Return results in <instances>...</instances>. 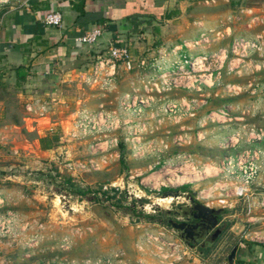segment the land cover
Here are the masks:
<instances>
[{
  "label": "rangeland",
  "instance_id": "374dc122",
  "mask_svg": "<svg viewBox=\"0 0 264 264\" xmlns=\"http://www.w3.org/2000/svg\"><path fill=\"white\" fill-rule=\"evenodd\" d=\"M177 4L120 26L133 69L116 66L112 91L68 81L63 103L44 118L23 114L15 93L3 91L0 264H228L247 234L263 242L260 223L244 220L247 198L264 197V0ZM106 37L96 43L101 57L114 46ZM99 105L116 122L95 141L73 138L75 111ZM44 136L58 138L52 149H41ZM251 157L263 170L248 197L230 195L223 207L228 163ZM165 190L223 210L225 231L210 253L185 247L160 222L157 209L183 200L162 198Z\"/></svg>",
  "mask_w": 264,
  "mask_h": 264
},
{
  "label": "crops",
  "instance_id": "0c3cea01",
  "mask_svg": "<svg viewBox=\"0 0 264 264\" xmlns=\"http://www.w3.org/2000/svg\"><path fill=\"white\" fill-rule=\"evenodd\" d=\"M190 1L31 0L29 9L1 7L0 11L4 12L0 18V102L4 101L6 96L3 91L11 89L19 103L22 102L23 114L24 105L35 101L48 102L51 106L50 112L55 113L59 104L64 101L59 87L68 81H77L88 68L90 61H95L102 54L103 44L80 45L75 42L77 37L95 26H101L105 27L103 30L107 32L106 39L112 34L114 46H124L117 38V33L127 20L132 21L134 18L135 22L138 18H153L164 14V10L176 2H179L177 5L181 7L184 2ZM232 1L211 0L212 3L218 2L217 7L220 8L225 7V2L231 6ZM81 2L83 5L77 8ZM51 11H59L62 14L61 28L46 27L43 24L44 15ZM209 11L212 14V9ZM101 21L104 23L100 24ZM109 26L114 29H109ZM17 67H22L28 72L24 82H18L16 79L14 70ZM58 121L63 122L60 119ZM53 122L52 125H58L57 121ZM18 127L17 124L13 125V128ZM259 197L260 200L256 202L251 196L247 198L248 201L253 200V204L248 203L249 216L244 221L251 224L260 223L257 228L262 230L261 234L264 236V197ZM248 235L250 234L234 245L237 250L233 262L243 259L248 264H264V240H253ZM245 241L247 245H244ZM248 243L253 245L249 246Z\"/></svg>",
  "mask_w": 264,
  "mask_h": 264
},
{
  "label": "built area",
  "instance_id": "2783aa9c",
  "mask_svg": "<svg viewBox=\"0 0 264 264\" xmlns=\"http://www.w3.org/2000/svg\"><path fill=\"white\" fill-rule=\"evenodd\" d=\"M31 0H0V8L5 6H15L20 9H29ZM46 27L61 28L63 25L62 14L59 11H51L44 15L42 19ZM103 34L102 27L95 26L88 30L83 35L77 37L75 42L84 45H95ZM132 57L126 46H111L108 54L105 57H99L91 65V67L82 74V81L85 86L96 89L102 93H108L114 89L115 70L118 64H123L127 71H131ZM146 63L143 59L138 61V67L144 68ZM123 106V104H122ZM50 104L43 101L27 102L24 105V111L27 114L36 115L44 118L50 112ZM113 113H109L103 105H99L96 111H88L84 108H79L75 111V119L72 125L71 135L73 138L92 137L95 141V136L101 134L103 130L111 128V124L116 122ZM51 129V128H50ZM107 143V142H106ZM263 154L264 153H260ZM247 159H250L247 155ZM263 165V164H262ZM260 162L256 158L250 161H235L234 165L228 163V173L223 177L222 186L219 188L222 191L218 203L227 206V199L230 195L236 198H246L250 190V186L258 179L259 174L263 170ZM228 187L231 192L223 193ZM213 196L209 195V198ZM232 264H242L233 262Z\"/></svg>",
  "mask_w": 264,
  "mask_h": 264
},
{
  "label": "flooded vegetation",
  "instance_id": "af4514ba",
  "mask_svg": "<svg viewBox=\"0 0 264 264\" xmlns=\"http://www.w3.org/2000/svg\"><path fill=\"white\" fill-rule=\"evenodd\" d=\"M179 190H165L162 193L170 192L174 193ZM180 192V191H179ZM183 196L187 197V200L184 197L181 202L176 203L171 208H168L164 211L158 210L157 212H162L163 218L160 222L166 225L168 228L172 230V223H181L185 222L187 225L191 227H195V232L190 236L189 234L185 233L183 230L180 231L179 234H183L187 237L186 240H181L175 231H173L176 237L182 241L185 247H188L192 250L198 249L200 254H203L204 251L215 244L217 241L219 242V238L222 236L223 232L225 231V224L221 219V215L217 217V224L211 230H207V227L211 226L212 220L211 217L208 220H205L203 223H199L198 220H195L191 217L193 208L195 203H200L197 201L196 198L192 197L191 195L186 194L185 192H180ZM179 199V198H178ZM192 199L193 201H191ZM202 204V203H201Z\"/></svg>",
  "mask_w": 264,
  "mask_h": 264
},
{
  "label": "water",
  "instance_id": "95a60500",
  "mask_svg": "<svg viewBox=\"0 0 264 264\" xmlns=\"http://www.w3.org/2000/svg\"><path fill=\"white\" fill-rule=\"evenodd\" d=\"M162 198H167V197H172L174 199H178L181 197H184V199L187 200V197L183 196L179 191H176L174 193H170V192H165L162 195ZM191 201H193L192 199H190ZM159 209H157L158 211ZM222 209H213V208H209L208 206L201 204V203H195V206L193 208L191 217L195 220H198L199 223H203L205 222V220H208L211 217L212 220V224L211 226L207 227V230H211L215 227V225L217 224V217L219 215H222ZM172 230L175 231L177 233V236L181 239V240H186L187 241V237H185L183 234H179L180 231H184L185 233L189 234L190 236L195 232L196 226L195 227H191L189 225H187L185 222H181V223H172ZM237 250V246H234L229 255L227 256V260H228V264H232L234 257H235V253Z\"/></svg>",
  "mask_w": 264,
  "mask_h": 264
},
{
  "label": "trees",
  "instance_id": "16d2710c",
  "mask_svg": "<svg viewBox=\"0 0 264 264\" xmlns=\"http://www.w3.org/2000/svg\"><path fill=\"white\" fill-rule=\"evenodd\" d=\"M82 5H83V2L79 3V5H77V8L80 7V6H82ZM3 12H4L3 10L0 11V18H1V16H2ZM103 23H104V21H101V22H100V24H103ZM108 28H109V29H114L113 26H109ZM117 45H118V44H117ZM14 73H15V76H16V79L18 80V82H24V80H25L26 77L28 76V72H25L24 68H22V67H17V68H15ZM57 140H58V138L55 137V136H52V137H50V136H44V137H42V138L39 139V144H40L41 149H43V150H50V149H52V148L55 146V142H57ZM69 182H70V180H68V183H69ZM69 184H70V183H69ZM70 186L73 187V188L71 189V191L74 192V193H77V194H85V193H86V192L83 191V190L74 189L75 186H74L73 184H70ZM113 191H114V190H113ZM115 194H116V193H115ZM108 198H112V197H108ZM223 233H224V232H223ZM222 235H223V234H222ZM220 238H221V237H220ZM220 238H219V240H220ZM216 243H218V241H217ZM216 243H215V244H216ZM215 244H213L212 247H213ZM248 245L251 246V245H253V244L248 243ZM210 252H211V248H207V249L204 251V253H206V254H208V253H210ZM237 262H238V263H242V264H248V263L244 262L243 259H238Z\"/></svg>",
  "mask_w": 264,
  "mask_h": 264
}]
</instances>
